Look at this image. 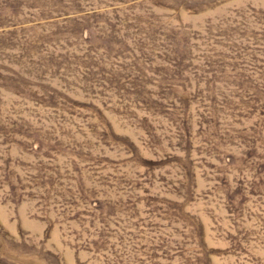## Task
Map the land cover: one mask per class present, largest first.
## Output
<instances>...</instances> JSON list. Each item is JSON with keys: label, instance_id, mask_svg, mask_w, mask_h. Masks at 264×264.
<instances>
[{"label": "rangeland", "instance_id": "obj_1", "mask_svg": "<svg viewBox=\"0 0 264 264\" xmlns=\"http://www.w3.org/2000/svg\"><path fill=\"white\" fill-rule=\"evenodd\" d=\"M0 264H264V0H0Z\"/></svg>", "mask_w": 264, "mask_h": 264}]
</instances>
